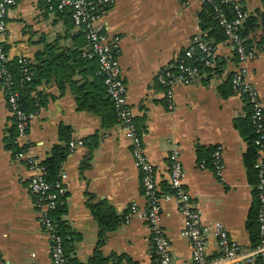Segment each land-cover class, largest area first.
Returning <instances> with one entry per match:
<instances>
[{
	"label": "crops",
	"instance_id": "0c3cea01",
	"mask_svg": "<svg viewBox=\"0 0 264 264\" xmlns=\"http://www.w3.org/2000/svg\"><path fill=\"white\" fill-rule=\"evenodd\" d=\"M256 16L264 11V0H238ZM198 0H116L104 17L109 38L119 37L118 63L126 85L128 106L136 126L143 134L144 154L153 165L155 181L161 192L170 193L168 155L173 145L185 177L184 188L209 229L208 257L218 255L212 226L221 224L229 238L242 248L252 249L247 229L253 208V191L243 162L247 143L234 128L233 121L246 115L245 99L230 93L226 85L236 66L233 47L228 40L214 44L217 73H203L194 85H176L169 108L156 76L177 65L194 35L205 37ZM68 11L49 12L43 0H17L7 15L6 34L0 36L8 61L24 58L37 65L51 46L58 51L74 50L82 43ZM248 39L255 59L247 64V80L255 88L264 109V31L260 19ZM84 46L81 51L85 50ZM225 86V88L223 87ZM228 92V91H227ZM226 92V93H227ZM46 98L33 113L26 142L44 161L59 144L58 128L71 130L70 141L82 147L67 154L62 164L66 214L63 220L79 239L69 258L74 264H90L98 242L99 226L90 207L110 206L121 222L106 233L100 247L104 264H155L154 247L147 224L137 217L128 223L123 216L132 204L145 207L140 173L130 154V144L117 122L105 126L99 115L79 110L74 95L61 92L53 78L36 85L31 96ZM0 88V264H51L49 240L40 229L33 196L28 190L31 172L23 160L5 148L4 139L13 127ZM93 142L95 148H91ZM222 147L223 177L220 181L210 164L203 169L197 148ZM264 159V157H263ZM210 163V162H209ZM161 228L168 238L172 264H189L191 248L181 235L185 218L174 200L159 202ZM252 264H260L254 261Z\"/></svg>",
	"mask_w": 264,
	"mask_h": 264
},
{
	"label": "built area",
	"instance_id": "2783aa9c",
	"mask_svg": "<svg viewBox=\"0 0 264 264\" xmlns=\"http://www.w3.org/2000/svg\"><path fill=\"white\" fill-rule=\"evenodd\" d=\"M198 1L201 5L209 4L213 7L218 24L233 47L236 66L229 78L231 93L245 99L250 106L251 122L257 135L255 140L257 157L254 168L257 171L258 241L252 249L246 250L233 242L225 228L216 223L211 230L217 239L218 255L213 258L208 257L207 254L209 229L202 225L200 212L184 188L185 173L180 162L178 147L173 145L168 155L170 193L159 190L155 181L154 167L144 154L143 134L137 128L128 106L126 85L121 77L117 59L120 38H109L107 26L103 21L116 0H43L49 12H69L73 26L82 32L85 40L86 47L82 51V57L94 59L98 67L97 74L103 77V84L115 112L116 122L129 141L131 157L140 173L141 194L145 202L143 210L132 204L128 213L123 216V221L128 223L131 217L135 216L147 224L154 247L155 264H172L173 260L170 242L161 228L159 206L161 199L174 200L177 210L185 218L181 235L190 244L189 264H252L257 260L260 264H264V109L257 91L247 80V64L255 59L254 49L245 46L246 39L238 34L250 14L238 0ZM222 4H230L234 14L232 19H228L219 8ZM16 6L17 0H0V36L6 34L7 15ZM8 62L6 51L0 44V88L15 126L16 135L13 144L18 148L15 157L23 160L32 174L28 182V190L33 196V204L38 214L37 223L49 240L51 264H69L63 249V238L58 234L52 216L59 197L65 194L62 171L58 174V182L49 183L42 161L31 153L32 148L26 142L27 131L34 114L23 109L19 89L24 83L32 80L33 74L29 62L24 58L17 59V75H13L9 70ZM194 62H197V65H192ZM214 67V47L203 36L194 35L177 65L163 70L156 76V84L163 90L169 108L173 105V88L176 85H194L202 79L204 69ZM82 146L81 141H69L68 154ZM210 166L221 181L223 177L221 146L213 149ZM199 167L203 169L205 162L202 161Z\"/></svg>",
	"mask_w": 264,
	"mask_h": 264
},
{
	"label": "trees",
	"instance_id": "16d2710c",
	"mask_svg": "<svg viewBox=\"0 0 264 264\" xmlns=\"http://www.w3.org/2000/svg\"><path fill=\"white\" fill-rule=\"evenodd\" d=\"M219 8L225 13L228 19H232L234 14L230 4L219 5ZM203 11L199 15L200 27L205 34V39L213 38V43H218L227 40V37L223 29L218 24V19L213 10V7L209 4H202ZM263 26L264 31V11L262 13L257 12L256 16H249L244 21L238 34L245 38V46L252 47L249 34L257 27V20ZM82 39L76 49L74 50H62L58 51L51 46L47 47L45 53H41L38 56H42L41 62L37 65L30 66L32 71V80L24 83L23 87L19 89L20 103L26 112H34L37 108L44 105L46 98L40 95L31 96V92L34 87L40 84L43 80L48 82L50 78L54 79L57 88L63 92L66 88L74 95L77 107L79 110L88 111L93 114L99 115L105 126L111 125L116 122L115 112L112 104L106 93V88L103 84V77L97 74V63L94 59H86L82 57L81 49L86 45L83 34L79 36ZM210 43V42H209ZM210 43L214 47V44ZM197 65V62L192 63ZM9 70L13 75H17L18 65L17 60L8 62ZM218 66L215 65L212 69H204L206 74L217 73ZM225 88V86H223ZM226 92L221 91V95L226 97L231 93L230 80L226 85ZM251 109L250 106H246V115L243 118H239L233 121L234 128L240 133L245 142L247 143V149L243 155V162L247 172L249 174V181L256 187L257 184V171L254 168V164L257 157V147L255 140L257 135L254 132L251 122ZM71 130L66 126H60L58 128L59 144L55 145L50 152V155L42 161V165L46 170V179L49 183L55 184L58 182V174L61 171L63 162L65 161L68 151L67 143L70 141ZM16 131L15 126L8 131L7 136L4 139L5 148L15 155L18 152V148L13 144ZM96 143L93 142L91 148H95ZM212 149L197 148V157L199 161L204 160L205 164H210ZM257 190L253 191V208L249 215V221L247 223V229L251 238L252 246L258 241V226H257V210L258 199ZM66 194L59 197L57 206L52 214L54 222L56 224V230L58 234L63 238V249L65 256L69 260V264H74V261L69 258L70 252L74 250V243L79 239L78 234L71 231L67 223L63 220V216L66 214L65 204ZM93 217L96 219L99 226L98 242L94 253L89 261L90 264H104L107 259L102 258L100 253V247L103 245L106 233L112 232L121 222L119 216L114 210L104 204L92 205L90 207Z\"/></svg>",
	"mask_w": 264,
	"mask_h": 264
}]
</instances>
